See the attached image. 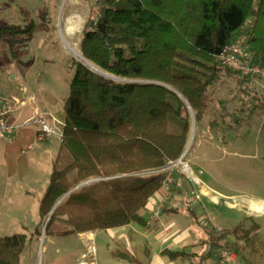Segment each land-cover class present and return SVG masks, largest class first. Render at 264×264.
<instances>
[{
	"label": "trees",
	"instance_id": "16d2710c",
	"mask_svg": "<svg viewBox=\"0 0 264 264\" xmlns=\"http://www.w3.org/2000/svg\"><path fill=\"white\" fill-rule=\"evenodd\" d=\"M98 5V19L87 25L80 54L104 75L73 61L63 136L40 200L41 218H48L76 187L93 178L100 181L65 199L50 217L46 235L147 228L142 212L169 176L159 170L186 150L190 111L201 122L223 70L235 73L221 66L218 55L248 36L253 62L264 66V0H99ZM171 124L179 133L170 131ZM150 171L158 172L142 174ZM176 188L175 182L173 192ZM168 204L163 213H183ZM247 219L251 226L242 235L237 229L215 235L199 226L212 246L233 250L229 238L248 241L261 229ZM36 233L42 235L40 229ZM27 240L24 234L0 237V264H20ZM161 255L209 264V257L198 252L166 249ZM113 256L141 264L127 251Z\"/></svg>",
	"mask_w": 264,
	"mask_h": 264
},
{
	"label": "rangeland",
	"instance_id": "374dc122",
	"mask_svg": "<svg viewBox=\"0 0 264 264\" xmlns=\"http://www.w3.org/2000/svg\"><path fill=\"white\" fill-rule=\"evenodd\" d=\"M98 4L99 0H0V96L15 97L26 90L36 96L42 115L63 120L73 61L83 62L68 45L80 53L87 25L98 19ZM13 29L21 34L15 35ZM29 29L30 33H24ZM206 104V114L199 123L190 111V138L181 157L199 184L180 162L172 172L183 181V194L175 191L174 205L191 202L195 214L178 218L188 224L190 248L208 256L209 264L219 262L222 248L212 246L208 237L202 236L199 223L215 235L227 229H237L242 235L251 226L247 218L254 219L261 226L258 234L248 241L232 236L228 246L237 256L234 264H264V93L253 81L223 70ZM31 116L27 111L20 123ZM40 129L33 122L14 140L0 138V237L26 235L20 264H76L83 252L77 235L43 233L49 217L41 218L40 200L50 183L60 140L51 136L38 141ZM170 131L179 133L173 124ZM99 181L93 178L85 183L89 186ZM89 238L87 235L82 240ZM94 240L98 264H128L111 256L125 245L145 260L142 242L133 245L127 230L101 231Z\"/></svg>",
	"mask_w": 264,
	"mask_h": 264
},
{
	"label": "built area",
	"instance_id": "2783aa9c",
	"mask_svg": "<svg viewBox=\"0 0 264 264\" xmlns=\"http://www.w3.org/2000/svg\"><path fill=\"white\" fill-rule=\"evenodd\" d=\"M248 41V36H242L235 43L224 48L218 55L217 60L222 67L229 68L243 77L252 79L258 86L259 90L264 93V66L253 62L252 56L249 52ZM36 103L37 99L32 95H28L26 90L23 91L22 96H0V138L14 140L23 127L35 122L41 126L37 135L38 141H47L51 136H56L59 140L62 139V127L64 126V123L53 115L44 116L39 114V110L35 108ZM29 108H32L35 114L20 123L25 116V112ZM28 149L32 150L33 147L29 146ZM181 160L182 159L180 158L177 161H172L164 169L160 170L167 171L169 173L163 187L164 200H168L171 197L172 185L175 182L179 187L181 186V183L177 182L176 178L172 174V172L177 169L179 162L183 164ZM183 165L185 171L190 173L189 175L192 177L193 181L196 184H199L198 178L193 175L189 165ZM153 206L152 211L159 214L162 209L161 203ZM84 244L86 252L81 256L77 264H98L97 249L94 238L90 237L88 241H84ZM236 260L237 256L233 250L223 249L220 252L218 264H234Z\"/></svg>",
	"mask_w": 264,
	"mask_h": 264
},
{
	"label": "crops",
	"instance_id": "0c3cea01",
	"mask_svg": "<svg viewBox=\"0 0 264 264\" xmlns=\"http://www.w3.org/2000/svg\"><path fill=\"white\" fill-rule=\"evenodd\" d=\"M22 95H23V92L19 96H22ZM28 95H30V94H28ZM34 97L36 98L35 95H34ZM35 108H37L39 110V114H41L40 113L41 108H39V106H37V103H36ZM27 111H31L32 116L35 114L32 108L27 109ZM27 111L25 113H27ZM50 115H52V114H50ZM19 134H20V132L16 135V137H18ZM60 143H61V139H60ZM59 147H60V145H59ZM58 150H59V148H58ZM176 181L180 182L181 186H180V188H176L174 190V192L172 190V195L168 200H164L163 190H162V192L160 194L153 197L149 201L145 210L142 212V216L146 220L147 225H148L147 228H143L140 225H132V226L122 228V229L107 231V232H113V231L115 232L117 230H127V232L130 234V236L133 238V240H132L133 243L131 242L133 245L134 244H141L140 242H142L143 245L142 244L141 245L145 249V250H143L145 253L144 262L141 261L139 258H137L134 254H132V250L130 249L129 246L125 245L123 247V249H120V251H127L128 253H130L141 264H189L190 263L187 260H181V259L176 260V261H170L167 257H164L161 255V253L166 249H169L172 251H184L185 250L188 253H190V252H198L199 253L200 252L199 250H196L194 248H190V246H191L189 243L190 242V233H189L188 224L185 220L186 218H189L191 215H195L193 213L191 206H190L193 203L188 202V204H184L182 206H175L174 205L175 201L173 199H174L175 191L177 190L178 192L183 194L181 192V191H183V189H181L183 186L182 178H176ZM168 202H169L168 206L170 208L180 209L181 211H183V213L182 214H176V215L163 213L162 209H163L165 203H168ZM159 203H161L162 209H161V212L159 214H156L154 211H152V208L154 207L153 205H156ZM187 206L190 208V213L186 212ZM179 216H185V219L184 218H178ZM159 228H161V229H159ZM100 232L101 231L85 232L82 234H78L76 236V237H78V239L82 245L83 252H81V256L86 252V249H84V247H85L84 240H82L83 237L89 235V237L95 238V235L99 234ZM202 236H205V234L202 233ZM95 244H96V242H95ZM96 249H97V247H96ZM84 250H85V252H84ZM113 253H115V252H112L111 256L114 259L126 262L123 259L115 258L113 256ZM97 254H98V250H97ZM81 256H80V258H81ZM97 262H98V260H97Z\"/></svg>",
	"mask_w": 264,
	"mask_h": 264
},
{
	"label": "bare ground",
	"instance_id": "6f19581e",
	"mask_svg": "<svg viewBox=\"0 0 264 264\" xmlns=\"http://www.w3.org/2000/svg\"><path fill=\"white\" fill-rule=\"evenodd\" d=\"M68 49H69V50H70V51H71L76 57H78V58H80L81 60H83V57L81 56V54L79 53V51H78L75 47H73V46H71V45H68ZM83 62H85V63H86L91 69L96 70V71H99V70H98L93 64L89 63L88 61L83 60ZM204 195L209 196V193H208V192H205ZM214 201H215V202H218L217 199H215V198H214ZM233 207H234V206H233ZM253 207H254L255 209L262 210V206H258L257 204H254Z\"/></svg>",
	"mask_w": 264,
	"mask_h": 264
},
{
	"label": "water",
	"instance_id": "95a60500",
	"mask_svg": "<svg viewBox=\"0 0 264 264\" xmlns=\"http://www.w3.org/2000/svg\"><path fill=\"white\" fill-rule=\"evenodd\" d=\"M84 60V59H83ZM84 64L85 65H87L85 62H84ZM88 66V65H87ZM89 67V66H88ZM90 68V67H89ZM91 69V68H90ZM91 70H93V69H91ZM95 73H98V74H100V75H103L100 71H96V70H93ZM87 184L86 183H84V184H82V185H80V186H78V187H76L75 189H73L72 191H70L67 195H65L59 202H58V204L54 207V209L52 210V212L50 213V215H49V219L47 220V222H46V224H45V226H44V228H43V233H45L46 232V228H47V225H48V223H49V220H50V217L52 216V214H53V212L56 210V208L65 200V199H67L74 191H76V190H78V189H80V188H83V187H85Z\"/></svg>",
	"mask_w": 264,
	"mask_h": 264
}]
</instances>
